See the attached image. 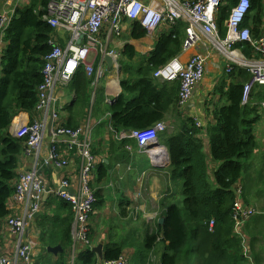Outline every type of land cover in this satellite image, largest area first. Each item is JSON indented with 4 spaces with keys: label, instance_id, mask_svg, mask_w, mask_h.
<instances>
[{
    "label": "trees",
    "instance_id": "trees-1",
    "mask_svg": "<svg viewBox=\"0 0 264 264\" xmlns=\"http://www.w3.org/2000/svg\"><path fill=\"white\" fill-rule=\"evenodd\" d=\"M49 1L30 0L17 8L4 37L7 44L1 53L0 71V231L3 221L11 213L10 201L15 193L24 147L23 140L15 137L10 127L15 116L21 112H28L32 120L36 117L39 100L37 88L43 81L44 56L50 52L49 40L56 34L55 29L43 19ZM236 1L227 0L220 10L218 24L223 35L226 33L225 21ZM131 24V38L146 36V29L139 21ZM242 26L249 27L254 37L261 36L264 0H251V8ZM185 27L186 23L177 21L169 30L162 29L155 47L147 54L139 53L129 42L125 43L120 60L123 90L113 103L105 105L112 113V128L128 131L164 120L170 106H174L176 101L178 129L165 137V146L170 156V177L179 185L178 188L182 183L183 201L177 203L172 199L169 203L163 202L165 211L161 217L165 218L164 222L160 224L159 218L156 219L152 230H147L143 239L124 237L119 242H107L104 249L106 259L118 258L125 248L132 246L136 254L141 255L135 258L134 262L138 260V264H238L243 260L241 242L234 232L232 207L244 169L241 159L253 150V121L247 119L253 107L251 104H241L243 84L240 82L220 91L226 96L227 103L216 107V110L210 109L215 123L208 126L210 153H207L199 134L205 125L197 126L196 117L189 115L182 118L179 113L185 109L178 103L180 82L160 84L153 78V72L158 67L182 51L186 39ZM238 46L249 56L253 53L246 42ZM93 80L85 66L81 65L70 84L75 90V97L63 110L70 116L69 120L63 121L65 125L78 126L88 118L89 110L94 109L91 103ZM260 88L262 86L257 87L255 92ZM259 94L264 98L262 91ZM101 108L97 105L92 117L103 111ZM129 144L136 151V140L122 141L117 150L119 160H129L130 150L126 147ZM94 152L97 155L100 153L95 148ZM100 161L94 171L93 187L107 176V163ZM211 161L220 162L218 168L212 170ZM47 170L50 173L53 171L52 168ZM95 191L97 200L94 207L97 209L105 200L101 189ZM49 199L57 206L51 218L54 224L61 220L62 209L68 210V217L59 222L61 224L47 229L42 227L45 242L47 235L52 237L55 233H61L67 245H70L71 207L58 197L50 196ZM47 216H41L43 226ZM212 218L215 219V227L210 231L208 223ZM45 246L44 243V250ZM155 251L160 253L156 263L152 260ZM97 261L96 253L90 247H85L78 253L75 264H96ZM54 264H67V260L60 258Z\"/></svg>",
    "mask_w": 264,
    "mask_h": 264
},
{
    "label": "built area",
    "instance_id": "built-area-1",
    "mask_svg": "<svg viewBox=\"0 0 264 264\" xmlns=\"http://www.w3.org/2000/svg\"><path fill=\"white\" fill-rule=\"evenodd\" d=\"M30 1V0H29ZM28 0H0V71L1 53L6 47V30L20 4ZM227 0H50L43 14V19L54 29L51 37V50L44 56L42 69L43 81L38 90L36 117L15 116L10 132L23 140V155L33 159L29 169L18 170L15 181V193L11 200L21 207V214L10 213L6 225L16 236V249L13 255L0 252V264H32V256L40 246L39 232L30 229L36 214L41 213L45 197H58L65 200L72 208L73 220L71 235L74 241L86 247H92L89 237L90 216L97 200L92 181L100 157L94 152L95 126L103 121L93 118V109L88 118L76 127L63 123L60 112L70 102L66 88L70 86L81 65L85 66L92 82L91 103L96 101L95 88L103 76L101 63L105 56L111 55L115 68L119 70L120 51L108 45L114 36L125 32V21H139L146 35L155 38L166 25L171 27L177 21L186 23L187 38L184 49L198 44L209 47L227 61L226 71L234 67L245 69L249 78L243 84L242 105L251 104L253 93L259 86L264 87V26L261 36L254 37L249 27L242 23L251 8V0H237L230 8L225 22L226 33L223 35L218 24L222 5ZM63 32L62 39L58 33ZM106 33V42L101 36ZM205 38V41L201 39ZM128 41H125L127 43ZM248 43L253 53L249 56L238 46ZM94 55L95 58H92ZM94 59V60H93ZM98 60V70L95 68ZM206 73V56L197 52L183 62L177 56L161 65L153 72V77L162 81H179V105L186 107L203 82ZM75 95L73 96V98ZM116 97V96H115ZM118 97V96H117ZM72 98V99H73ZM108 103H112L109 100ZM264 108V99L261 101ZM184 111V110H183ZM111 111L107 116L111 118ZM20 117V118H19ZM17 118H19L17 120ZM175 127L165 120L145 127L128 131H116L109 128L118 140L134 139L137 151L146 154L152 165H169L166 147L159 145V133ZM197 126H202L197 119ZM133 150L131 145L127 146ZM79 159V169L74 178L67 172L73 162V156ZM21 161V160H20ZM62 170L63 176L55 181L48 178L47 169ZM71 188L73 192L67 190ZM236 200L232 207L234 232L240 239L245 238L242 228L257 212L243 197V186L237 185ZM11 206V201H10ZM215 221L209 223L214 230ZM96 264H130L127 251L114 259H100Z\"/></svg>",
    "mask_w": 264,
    "mask_h": 264
},
{
    "label": "crops",
    "instance_id": "crops-1",
    "mask_svg": "<svg viewBox=\"0 0 264 264\" xmlns=\"http://www.w3.org/2000/svg\"><path fill=\"white\" fill-rule=\"evenodd\" d=\"M27 3H29V0L28 2L21 3L20 6H24ZM131 22L128 20L125 21V32H122L119 36H114L109 41L108 45L111 49H116L121 52L124 42L128 41L135 46L139 53L147 54L155 47L157 36L163 30L170 29V27L165 25L162 28L163 30L161 29L162 31L155 38L146 35L134 39L130 37V32L133 28ZM58 35L62 39L63 32H59ZM105 39H107L106 33L101 36L102 41L106 42ZM197 52H201L206 56V73L202 84L198 86L194 97L182 112L183 117L189 115L196 117L200 120L201 124L205 125L199 134L204 140L205 150L207 153H210L208 126L215 123L214 115L210 109L213 108L216 110V107L227 103L226 96H223L220 91L226 90L232 83L240 82V84H244L249 77V73L240 67H235L233 71L228 73L226 71V59L202 44H198L196 47L189 49H184L183 47L177 57L185 62ZM92 58H95L94 55ZM97 61L95 59L96 70H98ZM100 67L103 76L100 77L98 85L95 88L96 101L93 105V111H95L98 101L102 102L104 106L101 108L103 111L97 112L93 118H102L103 121L95 126L97 133L94 144L95 149L100 151L98 153L100 159L105 160L107 163V176L94 187L96 190L97 188L101 189L105 202L100 206L102 209L100 207L97 209L94 208L90 216L89 237L92 241V247L90 249L97 246L101 241H104V249L106 243L109 241H121V232L117 230L115 222L112 221L116 218L122 221L123 238L135 237L139 240L142 239V236L146 234L145 231L152 230L155 220L160 218L161 214L165 211L163 202L169 203L172 199L175 200L174 195L178 187V184L173 182L170 177L168 172L169 167L164 168L152 165L146 154L139 153L133 149L129 152V160L118 159L117 150H119L118 146L121 145L122 141L116 139L114 133L109 128L110 117L107 116V112L110 110L105 105H108L109 100L116 99L123 90L121 85L123 73L114 66L110 67L106 61L102 62ZM158 83L163 84L165 82L160 80ZM73 91L72 97L70 99L67 98L68 101H72L75 95V90L73 89ZM99 91L102 92V97L100 98L98 97ZM257 91L253 93V112L247 114V119L253 121V150L247 157L241 159L244 169L239 183L243 186V197H245L247 203L253 206L257 212L242 228L245 238L239 239L243 260L238 264H264V108L260 104L264 98L259 94V91L264 93V87ZM170 107L164 120L168 123L174 120L175 127L173 126V128L159 133V141L163 145H165V137L175 132V129H178L176 117L179 116L178 111L176 112V101L174 106ZM60 112H62L61 117L64 121L69 120L70 116L67 111H63L62 109ZM21 113L20 117H27L26 112ZM127 142L130 143L129 141ZM249 158L250 160L248 161ZM20 160L19 171L29 169L32 166L33 159L31 157L23 155ZM211 165V169L213 170L214 168H218L220 162L211 161ZM67 169V172L74 178L77 174V169H79V159L76 155L73 156V162ZM247 172H249V176L245 179V173ZM46 175L53 183L58 177L63 176V172L62 170H53L50 173L47 170ZM56 207L54 203H50L48 196L45 197L41 213L31 223L30 229L33 232H39V241L41 243V246L36 250L32 264H54L60 258L66 259L67 264H75L78 253L86 247L81 243H78L76 246L77 243L74 241L72 235L71 244L67 245L68 243L64 240L61 233H55L52 237L47 235L45 242L42 227L47 229L61 224L59 222H62L64 218L68 217V210L62 209V214L59 217L61 220L57 224H54L51 218L54 217V209ZM11 213H22L21 207L15 205L13 200H11ZM42 215H48L45 218V226H43L44 219L41 220ZM15 242L16 236L12 234L6 225L5 219L0 231V252L3 251L9 255H13L16 249ZM44 243L46 245L45 250ZM57 245H61L63 248L62 252L60 251L58 254H54L48 251L49 246ZM124 251L130 254L131 260H135L137 255L135 248L130 246L125 248ZM61 254L64 255L61 256ZM159 256L156 257L153 255V260L156 259L158 261ZM97 260H100L98 255ZM137 262L138 260H136Z\"/></svg>",
    "mask_w": 264,
    "mask_h": 264
},
{
    "label": "rangeland",
    "instance_id": "rangeland-1",
    "mask_svg": "<svg viewBox=\"0 0 264 264\" xmlns=\"http://www.w3.org/2000/svg\"><path fill=\"white\" fill-rule=\"evenodd\" d=\"M202 41H205V38H202L201 39ZM66 93H67V98L68 99H70L71 97H72V95H73V93H74V91H73V89L71 88V87H67L66 88ZM202 95V94H201ZM98 97L100 98V97H102V92L101 91H99L98 92ZM254 99V98H253ZM253 99H252V102H251V107H253ZM97 105L98 106H104L101 102H99V103H97ZM180 114H181V116H182V118H185V117H183V112L181 111V112H179ZM176 118H178V117H176ZM179 119V118H178ZM177 122V121H176ZM175 131H177V130H175ZM96 133H97V130H96V128H95V130H94V138H95V135H96ZM253 156V155H252ZM251 158V157H250ZM250 158L248 159V161L250 160ZM245 172V171H244ZM251 172V171H250ZM249 176V172H247V173H245V179H247V177ZM249 179V178H248ZM177 186H179V185H177ZM98 189V188H97ZM183 194H182V183L180 184V187L178 188H176V192H175V195H174V198H175V202H177V203H182V201H183ZM249 200V199H248ZM100 209H102V207H100ZM120 217V216H119ZM120 219L119 218H116V219H114V220H112L113 222H115V225L117 226V230H120V232H121V238L120 239H122L123 238V235H124V232H123V226L121 225V223H122V221H119ZM211 220H214L215 221V219L214 218H212V219H210L209 220V223H210V221ZM208 223V224H209ZM215 227V226H214ZM145 233H146V231H145ZM144 238V235L142 236V239ZM159 251H155V253H154V256H156V257H158L159 256V253H158ZM129 256H130V254H129ZM141 255L140 254H137L136 255V257H140ZM153 260V259H152ZM135 260H131L130 259V264H138V263H136V262H134ZM153 262L154 263H156V259H154L153 260ZM141 264V263H140Z\"/></svg>",
    "mask_w": 264,
    "mask_h": 264
},
{
    "label": "water",
    "instance_id": "water-1",
    "mask_svg": "<svg viewBox=\"0 0 264 264\" xmlns=\"http://www.w3.org/2000/svg\"><path fill=\"white\" fill-rule=\"evenodd\" d=\"M129 22H131V19H128ZM133 22V21H132ZM105 60L108 63V65L110 67L113 66V57L111 55H106L105 56ZM116 98V97H115ZM116 99L112 100V103L115 101ZM68 191L73 192V190L71 188H67ZM40 212H38L36 214L39 215ZM164 217H160L159 218V223L162 224L164 222ZM92 250L100 257V259H104V241H101L97 246L93 247ZM48 251L49 252H53L54 254H58V252H62L63 248L61 247V245H57V246H49L48 247Z\"/></svg>",
    "mask_w": 264,
    "mask_h": 264
},
{
    "label": "clouds",
    "instance_id": "clouds-1",
    "mask_svg": "<svg viewBox=\"0 0 264 264\" xmlns=\"http://www.w3.org/2000/svg\"><path fill=\"white\" fill-rule=\"evenodd\" d=\"M30 2V1H29ZM28 4V3H27ZM18 8H20V7H18ZM229 16V15H228ZM227 20V19H226ZM226 22V21H225ZM226 27V26H225ZM246 27V26H245ZM185 31H186V27H185ZM186 38H187V33H186ZM186 40V39H185ZM156 41V40H155ZM125 45V44H124ZM124 47V46H123ZM123 47L121 48V51H122V49H123ZM120 54H121V56H120V60H121V58H122V53L120 52ZM175 57V56H174ZM120 60H119V63H120ZM113 66L115 67V65H114V62H113ZM112 66V67H113ZM121 63H120V66H119V69L121 70ZM235 67H237V66H235ZM234 67V68H235ZM156 81H159V80H157L155 77H153ZM249 78V77H248ZM164 82H172V81H164ZM117 99V98H116ZM174 124V123H173ZM175 130H177V129H175ZM174 130V131H175ZM117 139V138H116ZM129 139H131V138H129ZM124 140H126V139H124ZM120 141H123V140H120ZM159 145H162V146H164V147H166L165 145H163V144H161L160 142H159ZM166 149H167V147H166ZM136 150H137V148H136ZM167 151H168V149H167ZM168 155H169V152H168ZM170 166V156H169V165L168 166H164V168H168ZM157 167V166H156ZM169 169V168H168ZM168 172H169V170H168ZM170 174V173H169ZM95 193H96V191H95ZM95 208V207H94ZM40 246H41V243H40ZM39 246V247H40ZM33 257L34 256H32V260H33ZM32 263H33V261H32Z\"/></svg>",
    "mask_w": 264,
    "mask_h": 264
}]
</instances>
